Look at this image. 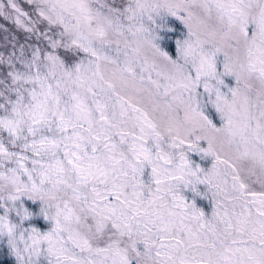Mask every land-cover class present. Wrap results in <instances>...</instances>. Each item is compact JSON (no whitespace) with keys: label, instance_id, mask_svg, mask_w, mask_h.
<instances>
[{"label":"snow or ice","instance_id":"snow-or-ice-1","mask_svg":"<svg viewBox=\"0 0 264 264\" xmlns=\"http://www.w3.org/2000/svg\"><path fill=\"white\" fill-rule=\"evenodd\" d=\"M0 247L264 264V0H0Z\"/></svg>","mask_w":264,"mask_h":264},{"label":"rangeland","instance_id":"rangeland-1","mask_svg":"<svg viewBox=\"0 0 264 264\" xmlns=\"http://www.w3.org/2000/svg\"><path fill=\"white\" fill-rule=\"evenodd\" d=\"M174 27L176 28V32L173 33V34H170L166 40H165V45L170 49V50H174V39L179 36L181 34V30H182V26L179 24V22L177 21L174 25ZM194 159H198V157L194 156L193 157ZM198 203L200 204L201 207H205L207 205V201L206 200H201V201H198ZM43 223V222H41ZM5 249L3 247H0V251H2ZM6 252V251H5ZM10 257V256H9ZM10 259L12 260V263L15 264L14 262V258L13 257H10Z\"/></svg>","mask_w":264,"mask_h":264},{"label":"trees","instance_id":"trees-1","mask_svg":"<svg viewBox=\"0 0 264 264\" xmlns=\"http://www.w3.org/2000/svg\"><path fill=\"white\" fill-rule=\"evenodd\" d=\"M0 264H13L12 260L4 250L0 251Z\"/></svg>","mask_w":264,"mask_h":264}]
</instances>
